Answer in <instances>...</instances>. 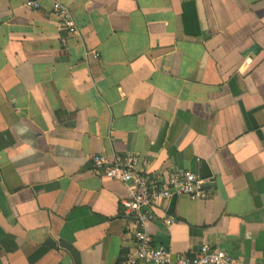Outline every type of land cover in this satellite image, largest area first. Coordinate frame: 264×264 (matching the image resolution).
I'll return each mask as SVG.
<instances>
[{"label": "crops", "instance_id": "crops-1", "mask_svg": "<svg viewBox=\"0 0 264 264\" xmlns=\"http://www.w3.org/2000/svg\"><path fill=\"white\" fill-rule=\"evenodd\" d=\"M40 3L0 0V264L134 251L130 187L98 175L95 155L206 179L209 199L157 204L155 246L264 264V0Z\"/></svg>", "mask_w": 264, "mask_h": 264}, {"label": "built area", "instance_id": "built-area-1", "mask_svg": "<svg viewBox=\"0 0 264 264\" xmlns=\"http://www.w3.org/2000/svg\"><path fill=\"white\" fill-rule=\"evenodd\" d=\"M25 5L34 11L41 7L40 0H25ZM52 14L57 18L62 31L79 35L73 13L66 5L54 1ZM62 43L65 45L66 40ZM93 168L98 175L118 180L129 185L131 190L130 197L123 201L122 208L127 215L135 217V249L123 257L122 264H243L211 245H204L197 253L174 256L165 247L155 246L147 231V224L156 218L155 207L159 202L183 197L193 201L210 198L206 179L202 175L183 171L170 175L161 182L151 176L148 163L142 162L137 155L118 156L114 159L95 155ZM174 223V219L167 221V225Z\"/></svg>", "mask_w": 264, "mask_h": 264}]
</instances>
